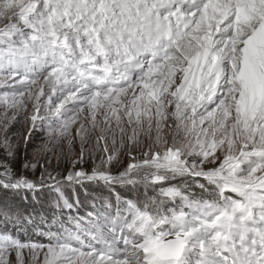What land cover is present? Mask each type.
<instances>
[{
    "label": "snow or ice",
    "instance_id": "snow-or-ice-1",
    "mask_svg": "<svg viewBox=\"0 0 264 264\" xmlns=\"http://www.w3.org/2000/svg\"><path fill=\"white\" fill-rule=\"evenodd\" d=\"M0 264H264V0H0Z\"/></svg>",
    "mask_w": 264,
    "mask_h": 264
},
{
    "label": "rangeland",
    "instance_id": "rangeland-1",
    "mask_svg": "<svg viewBox=\"0 0 264 264\" xmlns=\"http://www.w3.org/2000/svg\"><path fill=\"white\" fill-rule=\"evenodd\" d=\"M21 130H23V129H21ZM37 142H39V141H37ZM76 149H77V151L79 150V145L78 144L76 145ZM20 163H22V159H21ZM53 166H55V160H53Z\"/></svg>",
    "mask_w": 264,
    "mask_h": 264
}]
</instances>
